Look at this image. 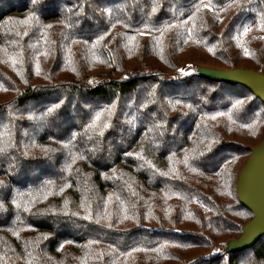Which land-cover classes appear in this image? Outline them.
I'll use <instances>...</instances> for the list:
<instances>
[{
    "label": "trees",
    "instance_id": "trees-1",
    "mask_svg": "<svg viewBox=\"0 0 264 264\" xmlns=\"http://www.w3.org/2000/svg\"><path fill=\"white\" fill-rule=\"evenodd\" d=\"M198 66L264 73V0H0V264H264V103Z\"/></svg>",
    "mask_w": 264,
    "mask_h": 264
},
{
    "label": "water",
    "instance_id": "water-1",
    "mask_svg": "<svg viewBox=\"0 0 264 264\" xmlns=\"http://www.w3.org/2000/svg\"><path fill=\"white\" fill-rule=\"evenodd\" d=\"M196 73L214 81L240 85L264 103V73L245 69H218L198 66ZM239 202L252 214L243 226L242 233L227 241L222 253H239L253 246L264 235V138L250 147V155L240 169L236 181Z\"/></svg>",
    "mask_w": 264,
    "mask_h": 264
},
{
    "label": "snow or ice",
    "instance_id": "snow-or-ice-1",
    "mask_svg": "<svg viewBox=\"0 0 264 264\" xmlns=\"http://www.w3.org/2000/svg\"><path fill=\"white\" fill-rule=\"evenodd\" d=\"M33 3L35 4V3H36V0H33ZM204 7H205V8H208V9H209V11L211 10V9L209 8V6H208V5H204ZM245 31H247V29H245ZM48 111H49V112H51V111H52V109L50 108ZM206 150H207V149H206Z\"/></svg>",
    "mask_w": 264,
    "mask_h": 264
},
{
    "label": "rangeland",
    "instance_id": "rangeland-1",
    "mask_svg": "<svg viewBox=\"0 0 264 264\" xmlns=\"http://www.w3.org/2000/svg\"><path fill=\"white\" fill-rule=\"evenodd\" d=\"M193 67H194V66H192V68H193ZM187 68H189V67H187ZM195 68H197V67H195ZM195 68H194V69H195Z\"/></svg>",
    "mask_w": 264,
    "mask_h": 264
}]
</instances>
